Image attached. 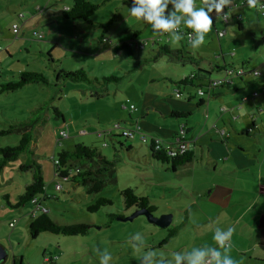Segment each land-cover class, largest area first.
Segmentation results:
<instances>
[{"label":"rangeland","instance_id":"obj_1","mask_svg":"<svg viewBox=\"0 0 264 264\" xmlns=\"http://www.w3.org/2000/svg\"><path fill=\"white\" fill-rule=\"evenodd\" d=\"M89 1L98 7L90 25L62 18L61 9L71 0H0V83L16 81L19 72L42 73L48 79V85L27 84L15 92L0 95V131L26 121L29 110L39 105L48 108L50 102L60 110L61 117L55 118L48 109L43 122L34 130L30 143L33 160L41 167L45 192L51 197L44 203L50 215L60 223L79 221L91 224L89 233L84 236L43 233L31 240L27 233V213L33 210L32 206L26 204L12 210L6 206L4 198L7 194L9 202L15 203L31 181V172L19 170V164L24 161V157L20 156L18 161L8 162L5 169L0 171V246L6 251V259L0 264H12L13 256L16 261L21 260L20 264H100L98 249L112 254L110 264H140L141 256L152 250L155 256L148 257L145 264H155L160 259L174 260L172 253L179 252L181 241L193 244L195 240L194 232H180L173 242L169 243L168 240L162 243L166 230L150 224L145 216L137 215L125 221L110 217L121 216L123 219L138 211L125 209L119 194L121 189L132 187L150 200L159 201L153 217L168 214L167 204L172 203V223L185 218L174 206L181 202L177 184L184 179L167 171L165 165L149 159L147 145L141 142L140 134L147 137L155 135L160 138H153L163 141L161 137L165 131L172 134L174 130L171 128L177 122L184 121L162 117L157 109L153 110L151 103H164L168 107L170 104L159 100L149 102L151 97L147 96H153L154 90L162 89L164 79L177 80L193 70L188 63L165 61L167 57L164 56L165 59L156 58L159 48L167 45L171 49H183L196 55L194 47L184 36L177 41L168 33L155 35L150 24L130 14L133 0ZM203 2L195 0V7H203ZM240 2L235 0L234 3ZM171 10L172 6L169 5L166 13ZM235 11L229 12L231 16L227 25L218 19L215 21L218 32H225L222 37H217L214 27L206 34L203 48L208 57L212 58L214 51L219 54V46L226 53V43L235 37H245L246 34L249 40L250 31L258 34V23H264V19L256 17L257 12L252 7H244L245 22L238 34L239 29L232 17ZM110 20L106 29L99 26ZM14 27L17 32H13ZM101 35L103 42L99 41ZM166 37L171 40L168 42ZM153 40L157 42L152 44ZM123 42L130 45L134 57L128 56L127 50L113 53L115 45ZM6 49L11 51L10 56ZM157 65L165 67L159 70ZM79 69L86 72L87 79L115 77L117 81L104 85L109 90V96L93 99L86 93L87 98H82V86L87 84L72 87L73 83H58L55 79V73L60 70L74 72ZM135 84L147 91L144 101L138 96L133 86ZM97 93L101 95L103 92ZM170 101L180 102L177 98ZM130 105L134 110H129ZM127 119L135 123L128 128L135 131V137L125 143L133 151L120 157L122 161L116 165L114 183L106 185L96 194L88 195L82 186L54 178L50 159L55 158L58 152H71L78 144L101 148L102 142L98 141L95 133H99L108 123H117L119 128L114 131L121 135L128 124ZM59 131H63L64 136H60ZM18 135H0V147L15 146ZM118 140L125 142L122 137H118ZM101 152L111 160V147H102ZM57 182L61 184L60 191L54 188ZM100 197L111 199L112 204L98 212H88L85 206ZM191 216L196 217L194 212ZM11 222L14 223L9 228ZM137 232L141 233L142 241L132 238ZM181 249V252H185L184 248Z\"/></svg>","mask_w":264,"mask_h":264},{"label":"crops","instance_id":"obj_2","mask_svg":"<svg viewBox=\"0 0 264 264\" xmlns=\"http://www.w3.org/2000/svg\"><path fill=\"white\" fill-rule=\"evenodd\" d=\"M70 4L65 3L61 10L67 9ZM246 6L250 7L248 4L240 6L234 3V7L225 8L223 12H228L229 15L226 21L215 12L210 14L217 37H222L225 32L218 36L221 32H218L215 21L218 19L227 25L231 16L229 12L233 9L236 10L235 16L232 17L239 29L238 34L243 30L245 22L243 8ZM252 8L257 12L256 17L264 19L257 6ZM185 27L187 26L182 24L180 31ZM257 29L258 34L254 31L249 32L261 38V44L257 47L249 42L250 39H246V34L245 37H235L226 43V53H223L222 47L219 46L220 55L214 51L212 58L206 57L207 51H204L203 44L194 47L196 56L211 60L217 71L205 80H194L184 87L177 83L189 76L192 71L177 80L164 79L162 84L165 86L160 90H154L153 96H147L151 97L149 102L159 100L170 104L168 107L164 103H151L154 106L153 110L157 109L162 117H170L172 112L189 114L186 118H181L184 121L177 122L171 128L174 130L172 134L169 135L168 131H165L161 137L162 142H172L178 127L184 125L187 150L192 154L189 163L171 172L184 179L177 184L179 190L177 194L181 196V202L174 206L185 215V218L175 223L171 221L170 229L176 232L168 242H173L174 237L180 232L188 234L194 232L195 235L193 244L190 241L180 242L179 252L183 251L181 248L188 252L203 245L217 247L213 239L214 228L218 226L227 229L234 226L235 232L227 254L238 264H264V23H258ZM166 39L168 42L171 40L169 37ZM99 41L103 42V35ZM156 42L153 40L152 44ZM115 52L114 48L113 53ZM167 60L173 59L167 57L165 61ZM164 67L157 65L159 70ZM237 70L242 73L235 74ZM225 71L231 72L230 83L211 88L210 80L223 78ZM133 86L144 101L147 91L137 84ZM96 91L103 93L98 95ZM96 91L90 93L81 90V96L87 98L86 93L93 99L109 96L107 87ZM173 98L180 100L179 104L170 101ZM127 121L124 129L134 126L135 123L130 119ZM116 124L108 123L99 133H95L98 141L102 142V147H111L106 136L119 135L114 131L119 128ZM150 137L160 138L155 135ZM165 166L168 169V166ZM154 201L158 208L159 201ZM171 206L172 203L167 204L168 214L171 213L173 216ZM193 212L195 218L191 216ZM172 261L174 264L173 259Z\"/></svg>","mask_w":264,"mask_h":264},{"label":"trees","instance_id":"obj_3","mask_svg":"<svg viewBox=\"0 0 264 264\" xmlns=\"http://www.w3.org/2000/svg\"><path fill=\"white\" fill-rule=\"evenodd\" d=\"M97 8V5L89 0H71L70 6L67 9L61 10L60 15L65 20H78L84 24L90 25L93 23L92 16ZM110 23L111 20L105 25L99 26L106 29ZM192 32V29L188 27H185L180 31L181 35L185 37L187 33L193 34ZM250 42L254 47H257L261 44V38L254 34H250ZM129 46L130 45L125 42L119 43L115 46V50H127V55L133 57ZM5 52L10 56L11 51L6 49ZM156 56H166L169 59L179 61L180 63H188L193 67L192 73L189 76L178 81L177 85L182 87L190 85V83L194 80H205L217 71L215 64L211 60L207 59L210 57L206 56L207 58H200L199 56L191 54L183 49L171 50L167 45L160 47ZM1 74L2 73L0 72V77L2 76ZM16 77V81L0 83V95L6 92H15L27 84L42 83L44 85H48V79L44 77L42 73L19 72ZM55 79L58 83H73L72 87L85 83L89 86V88L84 85L81 90L83 92L87 91L90 93H94L96 89L98 90L99 88L105 89L106 87H104V85L109 81H117V79L113 76L102 78L93 77L91 79H87L86 72L80 69L74 72L60 70L55 73ZM49 106L50 107L46 108L47 106L39 105L35 109H30L28 113L29 117L26 121H20L19 123L9 126L7 130L0 131V135L2 136H9L13 133L19 134L18 141L15 146L0 147V171L5 169L8 162L18 161L19 157L23 156L24 161L19 164V170L23 172H31V181L25 186L23 192L19 195V198L15 203L9 202V196L7 194L4 195V198L6 199V206L9 209H19L24 207L26 204L32 206L33 210L27 213L29 219L27 224V233L31 240L37 239L39 235L43 233L55 236H84L89 233V228L91 227V224L88 222L83 223L79 221H72L60 223L55 219V216L50 215V212L47 210V206L44 203L51 197H49L45 192V184L41 175V167L33 160V153L30 151V143L32 141L34 130L43 122L45 115L48 113V109L51 110L52 116L55 118L61 117V112L56 106L53 104L51 105L50 102ZM188 115L189 114L187 113L172 112L169 116L172 119H184ZM180 127L185 129V126L181 125L178 127V130ZM177 136L178 132L173 137V141ZM118 137L124 138L125 142L121 143L118 140ZM106 138L108 139L113 151L111 160H108L107 156L101 152V148L96 145L86 146L78 144L74 147L73 151L69 152L61 150L56 154L55 158L52 157L50 159L54 178L65 183L80 185L84 188L85 193L88 195L96 194L106 185L114 183L116 165L120 162V160L122 161L120 157L131 152L132 148L130 145H125V143L130 140L126 139L122 135H111L106 136ZM146 145L148 148L149 159L153 162H159L167 165V171L169 172H174L176 168L189 163L192 159V154L188 150H185L180 154L177 153L174 157H170L166 155V150L163 147L156 149L153 140ZM57 183L60 185L61 190V184L59 182ZM135 190L136 189L132 187H125L119 191L123 207L125 209L145 210L148 213L153 214L157 210L156 202L141 195ZM111 204V199L100 197L94 202L87 204L85 208L88 212L95 213L100 211L103 207ZM42 208L45 209L46 212H42ZM110 217L119 219L122 218L121 216L111 215ZM13 223L14 222L9 223V228L12 227ZM163 230H166L167 232L164 240L162 241V243H165L168 239L173 237L176 230L170 229V226L164 228ZM12 258V264L21 263L20 259L16 261L14 256ZM182 264H185V262H182Z\"/></svg>","mask_w":264,"mask_h":264},{"label":"clouds","instance_id":"obj_4","mask_svg":"<svg viewBox=\"0 0 264 264\" xmlns=\"http://www.w3.org/2000/svg\"><path fill=\"white\" fill-rule=\"evenodd\" d=\"M260 0H247L250 7H256ZM172 6L171 11H167L168 6ZM234 7V0H204V6L195 7V0H133L130 14L151 25L155 35L171 34L175 40L182 39L180 26L186 25L193 30L190 43L193 47L202 45L206 34L213 30V18L210 15L213 11L217 16L229 17L224 13L225 8ZM260 11H264V4H260ZM223 13V15H221ZM235 232L234 226L227 229L214 228L213 239L217 247L203 245L194 247L188 252H174V264H238L227 254L230 247L231 238ZM133 239L143 240L141 233L137 232ZM140 247V245H137ZM223 249V251H222ZM100 256V264H110L112 254L107 250H97ZM155 253L149 250L140 258V264H145L148 257H154ZM155 264H173L172 260H156Z\"/></svg>","mask_w":264,"mask_h":264},{"label":"built area","instance_id":"obj_5","mask_svg":"<svg viewBox=\"0 0 264 264\" xmlns=\"http://www.w3.org/2000/svg\"><path fill=\"white\" fill-rule=\"evenodd\" d=\"M246 4H247V0H241L239 5H246ZM260 4H264V0H260V3H258L256 5L257 9L260 8ZM258 11H259L260 15L264 17V11H260V10H258ZM222 18L224 21L227 20V17L222 16ZM13 32H17L16 27H14ZM222 35L223 34L220 33L218 36H222ZM191 38H192V34L187 33L186 39L188 41H190ZM234 73L239 75L242 72L237 70ZM255 73H257V72H255ZM230 74H231V72L225 71L223 78L210 80V82H209L210 87L211 88H217V87H221V86H224L226 84H229L230 83ZM129 110L130 111L134 110L132 105L129 106ZM184 133H185V129L183 127H180L178 130V136L175 138V140L173 142H171L169 144L164 143V142H162L156 138L147 137L143 134H140V140L143 144H149L150 141L153 140L156 149L163 147L166 150L165 153L167 156L174 157V156H176L177 153L180 154V153L184 152L185 150H187V143L184 139ZM59 135L64 136V132L63 131L59 132ZM121 135L124 136L126 139L131 140L135 137V131L131 130V129H123L121 132ZM103 146H105V144H103ZM54 188L56 190H60V185L57 183ZM41 210H42V212H46V210L43 208Z\"/></svg>","mask_w":264,"mask_h":264},{"label":"water","instance_id":"obj_6","mask_svg":"<svg viewBox=\"0 0 264 264\" xmlns=\"http://www.w3.org/2000/svg\"><path fill=\"white\" fill-rule=\"evenodd\" d=\"M137 215L145 216L146 220L150 224L155 225V226H157L160 229L167 228L170 225L171 219H172V215L171 214H165V215H161L159 217H153L152 213H148L145 210H138L135 213H133L130 217L123 218V219H120V220L121 221L132 220ZM5 259H6V251L3 249V247L0 246V263L2 261H4Z\"/></svg>","mask_w":264,"mask_h":264}]
</instances>
